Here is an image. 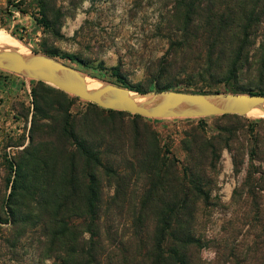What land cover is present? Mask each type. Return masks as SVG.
Here are the masks:
<instances>
[{
	"label": "trees",
	"instance_id": "16d2710c",
	"mask_svg": "<svg viewBox=\"0 0 264 264\" xmlns=\"http://www.w3.org/2000/svg\"><path fill=\"white\" fill-rule=\"evenodd\" d=\"M40 14L36 21L46 26ZM157 28L168 47L147 89L264 94V0H170ZM111 76L116 81H104L145 91L115 67ZM30 80L29 142L6 160L0 264L4 255H18L28 232L49 264H207L202 250L209 246L210 264H264V167L254 163L264 162V118H187L197 122L183 131L180 161L146 117L89 101L72 113L78 97ZM223 149L234 175L244 176L232 190L224 234L213 236L208 224L222 205L213 192ZM240 201L244 210L234 208ZM245 226L251 239L238 243Z\"/></svg>",
	"mask_w": 264,
	"mask_h": 264
},
{
	"label": "rangeland",
	"instance_id": "374dc122",
	"mask_svg": "<svg viewBox=\"0 0 264 264\" xmlns=\"http://www.w3.org/2000/svg\"><path fill=\"white\" fill-rule=\"evenodd\" d=\"M169 1L0 0V29L20 41L27 52L45 54L44 51L47 50L59 53L55 58L75 67L86 78L98 82L104 79L116 81L115 77L111 76V68L115 67L129 85L139 86L145 91L156 90L147 88L154 78V70L161 64V57L168 47L167 40L161 36L157 24L164 4ZM42 10L46 15V26L36 21L41 17ZM63 53L74 54L77 59L71 61L61 58L60 55ZM183 77L180 76L175 80H181ZM30 79L0 69L1 214L10 191V185L7 183L9 173L6 160L15 157L17 151L29 142L33 111ZM192 82L193 88L201 86V82L196 79ZM217 87L221 90L224 88L221 84ZM85 101L72 98L71 112L85 111L88 106ZM244 117L257 119L264 118V115H244ZM124 118L131 120L129 115H124ZM146 118L145 121L157 131L161 144L168 146L170 151L183 161L185 158V151L181 147L183 131L197 122L196 119L187 118L197 117ZM214 121V117L207 119L208 131H211ZM220 163L219 189L213 194L218 196L222 205L212 212L208 224V234L213 236L224 234L222 226L233 209L232 190L244 176V171L238 176L234 175L228 150H222ZM254 163L264 167V162L256 160ZM104 191L111 194L114 186L106 183ZM241 203L240 201L234 208L244 210L246 207L241 206ZM2 215L4 217V214ZM246 229L249 230L247 226L241 230L238 243L251 239ZM34 237L33 232L32 234L28 232L20 243L18 255L12 256L9 253L4 255L2 264H49L48 260H41L38 257ZM202 256L207 264H210L215 256L212 246L204 248ZM237 261L232 259L231 263L238 264Z\"/></svg>",
	"mask_w": 264,
	"mask_h": 264
},
{
	"label": "water",
	"instance_id": "95a60500",
	"mask_svg": "<svg viewBox=\"0 0 264 264\" xmlns=\"http://www.w3.org/2000/svg\"><path fill=\"white\" fill-rule=\"evenodd\" d=\"M0 69L43 81L105 109L145 117L244 116L250 109L264 107V94L261 93H196L175 89L137 91L108 81L86 86L82 83L85 75L81 71L60 59L37 52L19 54L0 48Z\"/></svg>",
	"mask_w": 264,
	"mask_h": 264
},
{
	"label": "bare ground",
	"instance_id": "6f19581e",
	"mask_svg": "<svg viewBox=\"0 0 264 264\" xmlns=\"http://www.w3.org/2000/svg\"><path fill=\"white\" fill-rule=\"evenodd\" d=\"M0 48L13 50L19 54H26L27 53L25 46L20 41H18L15 37L10 35L8 32H5L1 29H0ZM82 83L86 86H94V85L100 84L96 80H94L92 78H86V77L83 78ZM255 114L264 115V107L263 108L250 109L246 115L252 116Z\"/></svg>",
	"mask_w": 264,
	"mask_h": 264
}]
</instances>
